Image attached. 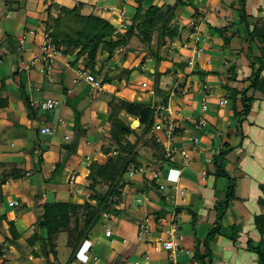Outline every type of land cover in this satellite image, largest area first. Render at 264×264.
Listing matches in <instances>:
<instances>
[{
	"label": "crops",
	"instance_id": "crops-1",
	"mask_svg": "<svg viewBox=\"0 0 264 264\" xmlns=\"http://www.w3.org/2000/svg\"><path fill=\"white\" fill-rule=\"evenodd\" d=\"M29 1L0 0V264H47L38 249L40 243L31 247L27 239L43 212V204H78L75 201L81 202L79 195L88 192L87 166L91 161L102 160L100 146L109 129L108 104L114 97L145 104L155 102L152 85L147 81L142 82L150 89L142 94L145 100L135 97L136 92L130 90L134 85L129 80L146 51L143 48L135 50L133 45L137 40L134 42V39L130 43L133 52L126 57L125 50L120 48L121 58L116 57L115 67L112 59L106 60L105 53L97 56V66L98 63L104 65L103 74L101 77L96 69L91 74L100 83L107 74L111 78L110 83L101 84L98 90L78 75L84 56L77 59L74 53L63 54L54 61L49 75L40 72L38 64L33 67V58L41 53L48 8L43 12L39 1L32 0L28 16L33 21L29 28L16 38H13L14 31L8 30L13 22L24 24L25 14L18 19L15 13H19L21 3L27 5ZM88 1L89 8L82 3V12L99 16L113 25L131 20L137 7L134 0ZM176 1L180 4L173 12L171 25L178 28L179 37L160 47H152L156 49L154 58L145 59V63L150 60L147 69L151 75L158 73L160 67L162 88L172 83L178 89L170 92L166 107H155L156 116H164V130L169 125L174 128L169 157L164 155L169 164H161L160 169L146 159L142 160L141 173L131 177L124 175L128 185L117 207L121 214L110 224L122 222L135 226V239L132 240L126 227L119 228L118 224L106 227L100 220L76 260L69 264H168L161 246L155 249L152 245L159 239L164 240L172 228L177 229L179 237L180 250L175 264H204L207 259L194 257L197 240H203L217 226L216 206L224 201L230 187L228 179L214 175V157L220 153H224V157L219 164L233 180L234 193L218 223L219 233L210 245L212 264H256V255L248 252L246 246L250 240L254 244L260 241L254 218L264 215V204L260 203L264 188V101H255L250 113L237 120L234 105L229 100L232 99L231 91L240 93L249 85L250 69L242 45L244 28L239 10L244 0H143L142 6L144 9L162 7ZM1 2L7 6L5 8L10 7L12 14L1 10ZM48 2L50 6L51 1ZM244 10L251 29L257 20L264 18V0H245ZM53 12L52 8L50 15ZM222 28H227L224 36L231 37L227 45L218 31ZM196 37L200 40L198 46L202 54L195 65L188 66ZM184 44L188 46L183 47ZM253 51L256 55L255 47ZM172 53L180 56L172 57ZM164 61L166 66L162 70L160 65ZM145 63L143 66L147 65ZM231 68L235 69L234 81L230 79ZM130 69L128 79L115 76V73ZM138 76H142L140 72ZM76 87L83 89L77 93ZM88 89L97 93L85 107L82 99ZM127 90L130 93L124 97L122 94ZM49 98L60 101L54 111L31 105ZM235 99V110L241 111L240 95ZM41 113H46V117H40ZM78 114H83L88 121L83 133L75 125ZM122 114L119 117L125 122L126 114ZM199 122L200 127L196 128ZM44 127L50 128L51 133L42 134ZM161 134L155 136L166 144V134ZM82 135L81 148L88 147V150L77 155ZM75 141L76 148L72 149ZM70 147L71 156H67L59 173L52 176L60 157H64ZM155 174L158 175L156 179L153 178ZM152 183L157 191L150 187ZM10 202H17V205L10 206ZM191 212L197 216L195 228ZM145 217L149 218L150 232L138 240L137 224ZM10 225L15 229V238L18 236L15 243H11ZM185 226L191 227L189 234L184 231ZM202 242L198 246L200 255H204ZM56 245V258L49 255V262L66 264L70 249L57 244V239Z\"/></svg>",
	"mask_w": 264,
	"mask_h": 264
},
{
	"label": "trees",
	"instance_id": "trees-1",
	"mask_svg": "<svg viewBox=\"0 0 264 264\" xmlns=\"http://www.w3.org/2000/svg\"><path fill=\"white\" fill-rule=\"evenodd\" d=\"M48 7V15L45 20V32H50L52 42L57 48L62 49L63 54H75L77 59L84 56L83 69L94 73V66L96 64V58L98 55L105 53L107 60L113 55L114 51L119 48H123L124 57L130 52H133L131 41L133 39L142 46L143 50H151L152 43L155 42L157 47L165 45L167 41H171L179 37V30L176 26L171 25L173 18V12L180 4L176 1L173 5H164L162 7H150L148 9L143 8V0H134L137 5L135 14L131 19V25L129 30L124 33L116 32V28L110 24L106 19L99 16H93L92 14L84 15L82 10L84 5L78 3L74 8L67 9L65 7H58L53 1ZM244 3L240 4V19L244 28V35L242 37L243 49H245V56L249 63L250 73L247 77L249 85L240 93L235 90L232 91L234 114L238 120L241 117L247 116L253 106V103L257 100L264 101V18L257 20L249 28L246 22V14L244 10ZM58 8L61 17L55 18L50 15L51 9ZM69 19V21H67ZM64 24V25H61ZM76 26V28L72 27ZM54 26V28H52ZM227 28H222L220 33L224 37V45L229 44L231 37L224 36ZM52 32H51V31ZM253 47L257 52L254 55ZM140 54L138 52L137 56ZM155 55L154 51L151 54ZM148 56H144L141 59V63H145V59ZM234 68H231L232 75L230 79L235 80ZM130 70H122L116 77L130 75ZM153 77H156V82L153 84L154 100L152 104L141 102H129L114 97L108 104L110 113L107 121L109 123V129L106 136L103 138V143L100 146V153L102 154L101 161H91L88 166V174L86 176V189L89 192V200L94 204H71V203H50L43 204L42 214L39 215L34 223L33 233L27 243L34 247L35 243H40L39 251L47 264H53L49 262V255H53L55 260L57 255L56 239L61 234L66 237V246L70 249V254L66 264H69L76 260L79 250L82 248L85 242H87L94 226L103 218L108 217L109 220L118 218L121 211L116 208L119 201L122 200L123 189L128 185L124 175L128 172L137 170L141 164L137 160L138 153L136 147L139 143L153 151L150 158H154L153 164L162 169L161 164H169L164 157V150L162 146L156 142L155 136L152 135V142L148 144L145 142L146 136L151 132L154 122L156 120L155 107L164 108L167 105L168 97L172 87V83L162 88L159 84L161 74L155 73ZM111 78L109 75H105L101 84L110 83ZM176 90V89H175ZM178 91V89L176 90ZM240 95L241 111H236V99L237 95ZM28 106V102L24 100ZM29 108V106H28ZM123 112L128 117L136 120L140 134H136L138 130L132 129L129 124L120 119L119 115ZM239 123V122H238ZM77 130V128H76ZM135 137L134 142L129 141V137ZM111 144L112 146H108ZM150 145V146H149ZM147 148V147H146ZM150 149H147L150 151ZM72 153L71 147L68 149ZM162 151V152H160ZM115 153L114 156L110 154ZM224 153H220L214 157L213 165L215 167V176L224 177L230 181V187L224 201L217 203V226L209 231L204 239V255L199 254V244L197 243L195 248V259L203 260L207 259L204 264H212L210 245L219 233V221L222 218L224 211L228 205V201L233 198L234 182L228 176L224 168L219 164V160L223 159ZM63 168L62 163H58L52 176L59 173ZM105 184L106 190L100 191L99 186ZM152 183L150 186L154 190H158ZM263 198L260 199V203L264 204V188ZM117 199V200H115ZM179 210V209H178ZM81 212L78 215L77 212ZM192 225L195 224L196 214L191 212ZM72 221L74 223H72ZM255 226L260 234V241L253 243L251 240L247 242L246 250L256 255V264H264V215L255 216ZM107 223H109L107 221ZM10 231L13 237L11 243H15V229L10 225Z\"/></svg>",
	"mask_w": 264,
	"mask_h": 264
},
{
	"label": "rangeland",
	"instance_id": "rangeland-1",
	"mask_svg": "<svg viewBox=\"0 0 264 264\" xmlns=\"http://www.w3.org/2000/svg\"><path fill=\"white\" fill-rule=\"evenodd\" d=\"M21 1V0H20ZM39 1V3H40V5L42 6V8H41V10H43V12H45L46 11V9L49 7L48 5V1H53L55 4H57V6L58 7H65V8H67V9H72V8H74V6L75 5H77L78 3H83V4H85L88 8H89V6H88V3H89V1L88 0H38ZM31 2H32V0H30L29 1V3L27 4V5H25V3L23 4V3H21L20 4V7H21V9H20V11H19V13H15L16 14V16L18 15V19L20 18V16L24 13L25 15V21H24V24L23 25H21V23H15V22H13L10 26H9V29L8 30H13L14 32H12V34H13V38H16L17 37V35H19V33H21L23 30H25V29H28L29 28V26L31 25V23H32V19L28 16V14H29V6L31 5ZM2 3V2H1ZM52 3V2H51ZM1 7H2V9L1 10H3V12L5 11H7L8 13H10V14H12V12H10L9 11V9H10V7H8V8H5V7H7L6 5H4L3 3L1 4ZM54 10V12H53V14H52V16L53 17H55V18H58V17H61L62 16V14L61 13H59V10H58V8H57V10L56 9H53ZM41 13H42V11H41ZM82 14H84V15H89L90 13H87V11H84V12H82ZM41 15H43V14H41ZM122 14H120L119 16H121ZM26 16H27V18H26ZM40 19H41V21H42V16H40ZM67 21H69V19H67ZM128 22H122V21H119L116 25H113L115 28H116V32H118V33H121V34H124V33H126L128 30H129V28H130V25H131V20H127ZM109 22V21H108ZM110 23V22H109ZM111 24V23H110ZM61 25H64V24H61ZM72 27H73V24H72ZM52 28H54V26H52ZM73 28H76V26L75 27H73ZM51 31V30H50ZM52 32V31H51ZM50 34V33H49ZM136 40L134 39V42H135ZM134 47L133 48H135V50L137 49V48H139V49H141L142 48V46L136 41L135 43H134V45H133ZM154 46H156V44H155V42H153L152 43V47H154ZM122 50V49H121ZM120 50V48L118 49V50H116V51H114V53H113V55L110 57V59H112L113 61H112V65L114 66V62H115V60L117 59L116 57H118V58H121V54H122V51ZM156 49H153V48H151V50H146L145 51V56H148V57H153L154 58V56L152 55L151 56V54L153 53V51H155ZM175 51H178V49H176ZM162 53V52H161ZM202 54V53H201ZM107 56V55H106ZM179 57L180 55L179 54H177V53H172V57ZM196 57L194 54H193V51L191 50V57L189 58V60H194V61H196L197 60V58H195L194 59V57ZM201 56V55H200ZM199 56V57H200ZM130 58H133V55H130ZM151 59L152 61H153V64H154V62H155V60L154 59ZM170 59V58H169ZM107 60V59H106ZM105 60V61H106ZM189 60H188V62H189ZM99 61H100V58H99ZM104 61V62H105ZM139 61V60H138ZM8 59L6 58V60H5V63H7L8 64ZM121 62V61H120ZM147 63V62H146ZM145 63V64H146ZM149 63H150V60L148 61V63H147V65L146 66H143V64L141 63V64H138L137 63V67L135 68V74H134V76H133V78L131 77L130 78V80H129V82L131 83V85H134V86H130V90H132L133 92H136L135 93V97L136 96H140V98L141 99H143V100H145L146 98H144V96L142 95L143 93H148L149 92V90L150 89H148V87L147 88H143V86H142V84H144V83H142L143 81H147L148 83H149V86H150V84L152 85V87H151V89H153V84L156 82V77H153V75H151L150 74V72L148 71V69H147V67L149 66ZM185 63H186V61H185ZM193 63V62H192ZM144 64V65H145ZM194 64H192V66H193ZM160 66H162L161 67V69L162 70H164L163 68L166 66L165 65V61L164 62H162L161 63V65ZM115 67V66H114ZM186 67V66H185ZM188 67V66H187ZM101 68V69H100ZM160 68V67H159ZM159 68L157 69V71H158V73H160V70H159ZM97 70V74H100V76L102 77V70L104 69V65L103 64H99L98 63V66H97V64H95V66H94V70ZM161 70V71H162ZM143 73H142V72ZM101 72V73H100ZM140 72V75H142V76H138V73ZM118 75L117 76H119V72L117 73ZM171 75V74H170ZM101 77H99V79H101ZM170 77V76H169ZM172 77V76H171ZM173 77H174V74H173ZM135 78V79H134ZM115 79V78H114ZM139 83H140V85H139ZM172 87H174V85L172 86ZM125 88H128V87H125ZM76 89L78 90L77 91V93H80V89H83V88H80V87H76ZM129 89V88H128ZM98 90V89H97ZM145 90V91H144ZM173 90H175V88L174 89H172V91L171 92H173ZM122 91H124V89L122 90ZM89 93V94H88ZM96 90H93V89H88L87 91H85V95H84V98L82 99V102H84V106L85 107H88L90 104V102H91V99L93 98V96L95 97V95H96ZM129 91L127 90L126 91V94H122L124 97L128 94L129 95ZM177 93V92H176ZM137 94V95H136ZM147 95V94H146ZM231 95H232V91L230 92V98H232L231 97ZM119 99H121L120 97H118ZM138 98V97H137ZM150 98V97H149ZM71 99V98H70ZM124 99V98H123ZM123 99H121V100H123ZM72 100V99H71ZM229 100H231V102L233 103V98L232 99H229ZM55 110V109H54ZM53 110V111H54ZM52 111V112H53ZM46 115V113H41L40 114V117H46L45 116ZM123 115H125L124 113L122 114V116ZM123 118V117H122ZM125 123H127V124H129L130 125V127L132 128V129H136V130H138L137 131V135L138 134H140L141 132H140V130H139V128H138V126L137 127H134V123H136V121H133V118H130V117H128L127 115H125ZM158 118H161V116H159V117H157V119ZM50 120H51V117L49 118ZM159 120V119H158ZM158 120L156 121V122H158ZM133 121V122H132ZM160 121V120H159ZM75 125L78 127V129H80L81 128V131H82V129H84V128H86V126L88 125V121L85 119V116H83V114H78L77 115V117H76V122H75ZM136 125H137V123H136ZM135 125V126H136ZM82 133H83V131H82ZM162 132H160V131H156L155 133H154V136L155 135H158V137H160L159 136V134L160 135H162L161 134ZM153 134H148L147 136H146V138H145V142H148V144H150L151 142H152V139H151V136H152ZM156 137V139L158 138L157 136H155ZM83 139H84V135H82V136H80V139H79V148H78V150L76 151V154L77 155H81V154H83V153H85L84 151L85 150H88V147H85L84 148V150L81 148V146H82V143H83ZM129 141L130 142H134L135 141V137H129ZM108 146H112L111 144H108ZM150 146V145H149ZM147 147V148H146ZM147 149H150V148H148V146H143L142 145V143H139V145L136 147V152L138 153V157L139 158H137V160L140 162V164H141V166H142V160H146V159H149V161H151L152 162V164H153V160H154V158H150V156H152V154H153V151H151V149H150V151H148ZM162 151H163V149H161ZM162 151H160V152H162ZM115 155V153H112V154H110V156H114ZM67 156H71V152L67 149V151H66V155L63 157H60V163H62L63 164V166L65 165L64 163H65V161H66V158H67ZM116 156V155H115ZM149 161H147V162H149ZM154 165V164H153ZM140 166V167H141ZM144 166H145V170H147V166H146V163L144 164ZM143 170V169H142ZM106 188H107V186L105 185V184H103V185H101V186H99V190L100 191H104V190H106ZM124 190V189H123ZM80 197H79V200H81V202L79 201L78 202V200H76L75 202H77L78 204L77 205H81V204H86V203H89V204H94V202H91L90 200H89V192H86L85 193V195H79ZM86 199V200H85ZM115 200H117V199H115ZM121 201V200H120ZM119 201V202H120ZM120 204H118L117 206H116V208L119 206ZM77 214L78 215H81L82 213L81 212H77ZM197 217V216H196ZM104 222H105V226L107 227V225H110L111 227H115V226H117V224H118V227L119 228H121V227H126L127 228V231L129 232V233H131L132 234V236H131V238H132V240H134L135 239V229H136V227L135 226H133V225H131V226H127L125 223H122V222H113V224H110V222L112 221L111 219L109 220V218L108 217H105V218H103L102 219ZM107 221L109 222V223H107ZM72 223H74L73 221H72ZM140 223H141V221H139L138 222V224H137V228H138V226L140 225ZM193 226V228H195V224H193L192 225ZM190 228L191 227H189V226H185V228H184V231L186 232V233H190L191 232V230H190ZM34 232V231H33ZM137 235V234H136ZM60 238L59 239H61L62 238V240H59V239H57V244H59V245H65V241H66V237L64 236V235H60L59 236ZM185 237H186V234H185ZM197 239V238H196ZM204 239L205 238H203V240H197V243L200 245L201 243L200 242H204ZM203 242H202V246H203ZM61 250H62V248L60 247V252H61ZM210 251H211V253H212V249H211V246H210Z\"/></svg>",
	"mask_w": 264,
	"mask_h": 264
},
{
	"label": "built area",
	"instance_id": "built-area-1",
	"mask_svg": "<svg viewBox=\"0 0 264 264\" xmlns=\"http://www.w3.org/2000/svg\"><path fill=\"white\" fill-rule=\"evenodd\" d=\"M50 32H44V34L42 35V43L40 46V50L41 53L39 54V56H36L33 58L31 65L33 67H36V65L38 64L40 67L39 71L42 72L45 75H49L51 72V69L53 67V63L56 59L60 58L63 56L62 53V49H59L56 47V45L52 42L51 36L49 34ZM199 38L196 37L193 40V54L196 56L195 58H198L201 53H202V48L199 45ZM197 44V46H196ZM187 44H184L183 47H187ZM193 62V63H192ZM192 64L195 65V61L194 60H189L188 62V66H192ZM78 75L80 78H83L84 81L88 84H90L93 88L99 89L101 83L96 79L95 76H93L89 71L84 70L83 68L78 70ZM51 78L49 79V82H51ZM143 88H147V83L142 84ZM36 91L38 92L39 89L37 88ZM60 101L55 99V98H49L46 99L44 102H32L31 105L33 107H37L40 108L42 110H54L58 105H59ZM159 116H156V118ZM160 121L155 122L153 125V128L150 132V134H153L156 131H160L163 132L164 134H166V144L162 143L158 138L156 139V142L159 143L163 150H164V154L166 156L169 157V153H170V148L172 147L171 143H170V136L174 130V128L169 125V127H167V130L165 131L163 126H164V116L161 118H158ZM200 122L198 124H196L197 126H195L196 128L200 127ZM41 133L42 134H49L51 133L50 128L48 127H44L41 129ZM142 169H137V170H133L128 172L127 174L131 177L132 175L136 174V173H141ZM158 177L157 174H155L153 176L154 179H156ZM10 206H16L17 202H10L9 203ZM161 220V219H160ZM171 223V222H170ZM149 218L145 217L140 225L137 228V238L138 240L146 237L149 235ZM168 236L162 240L159 239L156 243H154L152 245L153 248L157 249L158 245L161 246V248L163 249V251L166 254V259H167V263L168 264H175L176 263V255L179 252V244H178V240L179 237H177V229L176 228H172L171 230H169L167 232ZM107 235H110V232L107 231Z\"/></svg>",
	"mask_w": 264,
	"mask_h": 264
},
{
	"label": "water",
	"instance_id": "water-1",
	"mask_svg": "<svg viewBox=\"0 0 264 264\" xmlns=\"http://www.w3.org/2000/svg\"><path fill=\"white\" fill-rule=\"evenodd\" d=\"M15 8H17V6H15ZM77 145V141L74 142V144L72 145V149H75Z\"/></svg>",
	"mask_w": 264,
	"mask_h": 264
}]
</instances>
